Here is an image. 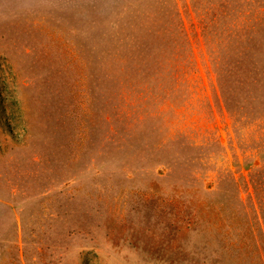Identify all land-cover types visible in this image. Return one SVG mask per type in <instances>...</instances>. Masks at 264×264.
I'll return each instance as SVG.
<instances>
[{
  "label": "rangeland",
  "instance_id": "obj_1",
  "mask_svg": "<svg viewBox=\"0 0 264 264\" xmlns=\"http://www.w3.org/2000/svg\"><path fill=\"white\" fill-rule=\"evenodd\" d=\"M0 264H264V0H0Z\"/></svg>",
  "mask_w": 264,
  "mask_h": 264
}]
</instances>
